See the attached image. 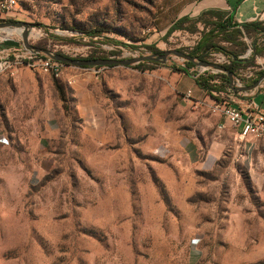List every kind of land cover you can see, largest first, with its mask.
<instances>
[{
	"label": "rangeland",
	"instance_id": "1",
	"mask_svg": "<svg viewBox=\"0 0 264 264\" xmlns=\"http://www.w3.org/2000/svg\"><path fill=\"white\" fill-rule=\"evenodd\" d=\"M186 1L18 0L15 12L0 14V24L26 22L43 36L33 39L35 46L68 58L128 60L158 54L148 48L150 40ZM94 30L101 36L88 37ZM6 38L22 40L0 29V39ZM198 40L163 39L165 45L156 49L189 54ZM225 45L252 60L238 70L234 87L240 76L244 87L253 86L264 72V52L255 55V45L264 49V36L244 31L234 45ZM205 61L225 67L231 63L222 53ZM184 65L172 56L166 64L148 63L144 70ZM91 69L65 66L58 79L65 100L51 75L22 68L15 78L0 76V264H264V137H223L224 154L216 168L194 172L208 141L192 115V127L197 126L192 149L198 157L185 166L181 161L191 170L188 181L197 183L190 208L181 209L173 199L162 207L152 205V182L161 183L157 174L165 167V156L147 150L142 135L98 158L82 157L71 148L72 137L78 136L77 117L61 78ZM150 97L136 95V107L143 100L150 105ZM217 98L228 100L226 95ZM143 116L140 110L128 115L136 132ZM57 127L60 135L50 139L53 134L45 131ZM137 181L143 191L135 200Z\"/></svg>",
	"mask_w": 264,
	"mask_h": 264
},
{
	"label": "crops",
	"instance_id": "2",
	"mask_svg": "<svg viewBox=\"0 0 264 264\" xmlns=\"http://www.w3.org/2000/svg\"><path fill=\"white\" fill-rule=\"evenodd\" d=\"M230 20L238 25L252 22L264 24V0H187L176 10L166 29L159 30L150 40L151 47L161 49L165 45L163 39L170 41L181 36L184 40L199 39L195 44L197 47L206 34ZM124 69L94 68L87 73L74 72L73 76L61 78L70 92L72 113L77 117L73 123L77 125L78 136L72 137L71 148L80 151L82 157L98 158L101 152L121 149L120 144L125 146L128 138L142 135L146 139L144 147L147 150L162 152L165 156V167L157 174L161 183L153 179L150 187L151 204L162 207L164 201L167 204V200L173 199L181 209L190 208V197L197 191V183L188 181L191 170L184 166L185 162L192 163V157H198L192 149L193 144L196 146L192 135L197 127H192V115L204 140L208 141L204 158L194 162V172L214 170L224 154L221 138L233 137L236 140L235 132L225 118L212 112L215 99L197 85L191 75L194 68L190 74L173 71L169 66H161L151 72L133 67ZM208 72L215 74L210 70ZM188 92L192 93V102L184 100ZM139 93L150 95L148 103L151 104L143 100L136 107L134 100ZM219 95H226L228 100L224 103L240 109L245 115L255 111L264 113V82L250 92L236 90ZM112 98L117 102L114 106ZM138 110L145 117L136 132L132 125L134 120L128 115H134ZM221 125H225L223 130ZM206 130L210 132L207 134ZM45 132L53 134L50 139H56L60 135V127L55 130L48 128ZM134 190L138 194L134 199L138 200L143 185L137 181Z\"/></svg>",
	"mask_w": 264,
	"mask_h": 264
},
{
	"label": "built area",
	"instance_id": "3",
	"mask_svg": "<svg viewBox=\"0 0 264 264\" xmlns=\"http://www.w3.org/2000/svg\"><path fill=\"white\" fill-rule=\"evenodd\" d=\"M17 5L18 0H0V14L9 15L10 13L15 12L17 9ZM7 29L9 37L13 34H18L17 31L22 30L24 32L25 30L23 27ZM9 30H13V32L10 33ZM28 33V43L32 46H35V44L33 43L34 38L43 37L41 35L34 34L33 29H28ZM6 40L7 38L0 39V43L5 42ZM50 52L52 54L56 53L53 51ZM22 68H29L46 75H51L55 78H60L65 65L53 60L52 58L44 56L40 52L25 47L10 48L6 50L0 49V76L7 75L10 78H15L19 75ZM208 71L209 69L200 67L196 70V73L193 74L192 77L196 81L200 76L204 75ZM239 78L240 79H238L236 83V88L244 87V84L241 83V76ZM233 91L234 87L230 86L228 93H233ZM213 95L215 96V98L218 97L217 93H213ZM184 100H186V102H192V93H186L184 96ZM211 110L214 114L222 116L227 120V122H229L231 128L235 132L236 140L245 141L264 137L263 112L255 111L249 112L247 115H245L244 112H242L240 109L234 108L231 105L219 101L218 99L214 100ZM224 128L225 125L220 126L221 130H223Z\"/></svg>",
	"mask_w": 264,
	"mask_h": 264
},
{
	"label": "trees",
	"instance_id": "4",
	"mask_svg": "<svg viewBox=\"0 0 264 264\" xmlns=\"http://www.w3.org/2000/svg\"><path fill=\"white\" fill-rule=\"evenodd\" d=\"M244 31L254 32L257 36H264V24L261 22H252V23H246L243 25H238V24H233L232 21L230 20L225 24L219 25L215 30L206 34L201 39L197 47L193 48L189 52V54L193 56L194 58L198 59L199 61H205L208 58V56L211 54L222 53L225 56L229 57V59L231 60L230 65L226 66V68L230 72H232L234 76H238V70L247 68L248 65L251 64L252 60L242 59L240 57L242 53L230 52L225 44L234 45V41L236 40V38L243 35ZM101 34H102V31L94 30V31L88 32V37L94 38L97 36H101ZM257 40H258V37L256 38L255 44H257ZM148 48L155 50V52H157L158 54L163 53L162 51H159L154 47L148 46ZM263 52H264V49H258L257 46L255 45V55L256 56L262 55ZM88 59H94V57H90ZM148 63H153V62H143L138 65L131 66V67L137 70H144L145 65ZM154 64H157V63H154ZM195 65L196 64L194 62H186V65L184 67L174 66L173 71L190 74V70L192 68H195ZM98 68H101V67H98ZM263 76H264V72H261L260 76L256 80H254L253 83H256ZM58 79L59 78L55 79V85L58 91L60 92L62 98H64L65 100L63 90L58 85ZM196 83L201 89L207 91L208 94L214 99H218V98H215L213 93H217L219 95V93L225 92L226 90L228 92V90L230 89L229 78L226 74H209V72H207L204 75L200 76L196 80Z\"/></svg>",
	"mask_w": 264,
	"mask_h": 264
},
{
	"label": "water",
	"instance_id": "5",
	"mask_svg": "<svg viewBox=\"0 0 264 264\" xmlns=\"http://www.w3.org/2000/svg\"><path fill=\"white\" fill-rule=\"evenodd\" d=\"M15 26L23 27L25 30L23 32L22 41L17 42L13 40H6L3 43H0V49H10V48H20L25 47L37 52H40L44 56L48 58H52L55 61H58L62 64H65L66 66H74L77 68H98V67H131L138 65L143 62H160L162 64H166L168 62V59L172 56L178 57L186 62H194L196 65V68H207V69H214L218 72L225 73L230 82V86L234 87V74L230 72L225 66L207 62V61H199L198 59L194 58L190 54H186L182 51L175 50V51H166L162 54H154L150 56H141L136 57L132 59H72L68 58L66 56L54 53L52 54L50 51L42 50L38 48L37 46H32L28 43V29L30 25L26 22H9L0 24V29H7V28H13ZM185 66V65H184ZM182 66V67H184ZM264 82V76L260 78L253 86L249 87H242V88H236L234 87V91H241V92H250L255 89H257L262 83Z\"/></svg>",
	"mask_w": 264,
	"mask_h": 264
},
{
	"label": "bare ground",
	"instance_id": "6",
	"mask_svg": "<svg viewBox=\"0 0 264 264\" xmlns=\"http://www.w3.org/2000/svg\"><path fill=\"white\" fill-rule=\"evenodd\" d=\"M9 32H10V30H9ZM12 32H13V30H11V32H10V33H12ZM17 33H18V35H19V36H21V37L23 36V31H22V30H21L20 32H19V31H17Z\"/></svg>",
	"mask_w": 264,
	"mask_h": 264
}]
</instances>
